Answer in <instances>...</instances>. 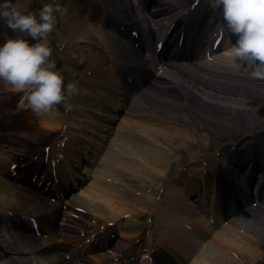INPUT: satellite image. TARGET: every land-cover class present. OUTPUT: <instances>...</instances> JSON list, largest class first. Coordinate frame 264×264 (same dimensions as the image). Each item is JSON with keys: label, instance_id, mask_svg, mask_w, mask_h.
<instances>
[{"label": "bare ground", "instance_id": "obj_1", "mask_svg": "<svg viewBox=\"0 0 264 264\" xmlns=\"http://www.w3.org/2000/svg\"><path fill=\"white\" fill-rule=\"evenodd\" d=\"M81 1L85 3L84 6L81 5ZM11 2L22 3L27 8L29 5H35L34 0ZM56 2L62 4L63 13L57 14L56 27L48 36L49 46L58 41L56 36L62 38L57 49L58 53L63 54L61 59L65 58L64 51L68 50L65 53H69V50H72L78 57L69 56L65 58L66 62L67 59L73 64L85 61L90 67L88 71L80 74L68 73L72 78L71 82L80 75L76 83L79 94L71 97L70 106L65 113L56 106L54 112L38 116L41 121L40 130L44 132L39 131L36 125L29 126L25 123H17L20 127H16L17 121L5 122L3 128L1 127L0 212L14 210L23 212L25 216L41 218H45L49 213L47 210L49 203L45 199L36 195L29 186L13 184L5 175L9 162L14 161L15 164L16 159L26 158V154L16 152L15 142L22 148L18 152H25L26 146L28 152L30 150L35 152L38 149L34 147L40 144L43 138L52 134L49 131L62 130L68 132L67 141H64L68 149L72 142H75V139L78 142L77 138L82 135H85V139L95 142L91 133L99 136L106 127L108 118L104 117L114 118L113 114L101 112L102 107H107L104 105L106 101L102 102L104 92L101 89L104 86L116 87L113 73L115 68L121 63L129 68L125 62L133 63L139 60L140 56V52L129 45L127 39L116 40L106 29L108 27L119 29L128 23L115 18L116 16L132 20L133 23L128 24L138 29L141 23L151 24L152 18L169 16L173 12L179 13L187 3L189 7H195L193 14L197 16L196 20L212 19L214 14L221 13L220 10H213L208 5V0H154L157 10L148 13L135 6L136 0L94 2L56 0ZM33 12L38 13L35 9ZM99 17L101 21H98ZM2 23L6 22L0 19L2 41L3 30L11 38L18 35L8 28L7 24ZM28 39L30 43H35L31 38ZM231 59L229 56L220 57L217 63L204 67L179 65L174 64L175 62L165 64L166 66L152 63V67L141 81V96L136 99L130 98L123 106L122 111H126L130 118H124L123 128L114 133L116 136L113 137L111 145L108 146V143L114 129L110 130L107 145L98 150L95 160L99 158V161L96 163L97 169L94 170L97 179L89 188L82 191L81 195L70 196L66 211L61 212L52 205L50 214L53 217L50 225L53 228L49 239L41 240L25 225L13 224L11 226L13 235L7 250L11 253H20L22 257L15 259L10 256L4 259L3 264H36L43 260L48 264H62L61 259L50 258L51 252H56L55 245L58 247L72 235L77 237L72 240V246L81 244L83 240L80 238L84 231L115 226L121 232L113 243L115 248L110 254L105 252L87 257V264H126L132 249L131 243L138 238L139 243L148 244L147 254H151L158 248L154 245L160 234L162 251L159 249V252L162 256L159 260L154 256L155 260L159 261L158 263L156 260L158 264H166L167 259L173 256L176 257L175 264H248V262L264 264V204L257 206L252 213L243 208L242 222L237 223L236 219L218 236L212 237L207 230V220L202 219L198 211L191 210V213L187 214L185 210L188 205L191 208L195 207V203L188 197L199 189L198 182L186 173L187 171L193 172L192 170L202 165L201 169L205 170L204 180L201 181L202 186L197 192L202 198H211L213 201L212 197L215 199V192L218 190L216 184L221 195L225 193L233 179L229 175L231 166L239 170L244 167L245 170V167L251 164L253 170L252 163L255 161L252 159L260 154L259 148L264 142V80L251 78L250 68H236L230 63ZM108 62L111 63L109 69ZM78 65H72V68L80 71ZM91 74L95 76L92 78ZM5 89L9 94H21L0 81V94H3ZM112 100L114 99H111L110 104ZM115 102L114 100L112 105L119 111L122 105L119 101L118 105ZM155 106L158 109L164 106L166 112H172V115L159 118ZM177 115L183 117V120H179ZM25 127L29 132L25 131ZM213 130L220 136L223 130L238 134L245 130L250 141H242L240 149L230 151L232 144L229 142L241 143L240 137L230 139L227 146L215 144L216 142L210 140L211 134H214ZM201 132L208 135H202ZM208 142L210 148L213 145L211 150L215 151L216 156L206 158L204 152L208 151L209 147L203 143ZM164 145L169 147L170 152L163 151ZM85 147V152L81 154H87L89 157V146ZM118 147L124 148L125 151L122 153ZM55 149L56 147H50L56 155ZM70 151L73 158L74 152ZM63 157L64 162L71 161L68 154H64ZM86 159L88 158L80 155L76 157V161L80 162ZM99 162L101 165L98 167ZM204 162L206 165L202 164ZM171 166L176 169L172 181L179 179L176 184L171 182L163 188ZM178 168L185 173H180ZM85 171L87 170H83L84 173ZM149 175H154L153 179H150ZM203 183H210V186ZM159 191L163 192L161 203L155 200ZM219 199V204L228 202V197L226 200ZM146 211L149 212L148 223L153 222L156 227V230L148 231L150 233L148 241L145 240V231L138 227L137 221L134 222V218L138 219L139 215H143L140 219H144ZM55 219L63 223L62 227H57ZM186 223L196 232L185 228ZM4 225V220L0 218V228H4ZM56 227L61 229L59 232L62 231L66 239L60 237L59 232L53 233ZM32 254H35V258L28 259L27 257Z\"/></svg>", "mask_w": 264, "mask_h": 264}, {"label": "clouds", "instance_id": "obj_2", "mask_svg": "<svg viewBox=\"0 0 264 264\" xmlns=\"http://www.w3.org/2000/svg\"><path fill=\"white\" fill-rule=\"evenodd\" d=\"M208 4L222 13L220 32L236 37L235 43L228 40L230 63L250 68L251 78L264 80V0H208ZM58 13L63 9L56 0L38 13L11 0L0 4V19L18 34L0 45V81L23 93L19 107L27 106L38 116L54 112L57 105H67L69 97L79 94L75 82L65 86L63 74L50 59L48 36L56 27Z\"/></svg>", "mask_w": 264, "mask_h": 264}, {"label": "rangeland", "instance_id": "obj_3", "mask_svg": "<svg viewBox=\"0 0 264 264\" xmlns=\"http://www.w3.org/2000/svg\"><path fill=\"white\" fill-rule=\"evenodd\" d=\"M69 1V0H68ZM0 2H1V0H0ZM52 2V0H34V6L33 5H29V7L27 8L28 9V11H32L33 12V10L35 9L36 11H38L39 9H41L42 7H43V5H45V4H47V3H51ZM57 3V2H56ZM1 4V3H0ZM59 5L60 6H62V4L61 3H59ZM81 5L82 6H84L85 5V3L84 2H82L81 1ZM64 6V5H63ZM34 8V9H33ZM1 36H0V41H1ZM56 38H57V40L58 41H56V42H54V44L57 46V45H60L59 44V42H60V40H62V38H60V37H57L56 36ZM58 47V46H57ZM71 49V48H70ZM66 51H68V50H66ZM66 51H64V57L65 58H69V56H73L74 58L75 57H78L77 56V54L75 53V52H72V50H69V53H65ZM52 55L53 56H51V59L52 58H55L53 61L55 62V64L57 63V62H59L60 61V68H59V71L61 72H64L65 70H66V68L68 69V71H70V73H73V74H78V72H79V70H74L73 68H72V65H75V64H79L78 65V67L81 69V68H83V67H85L86 66V64H85V61L84 62H81V63H75V64H73L72 62H71V60L70 59H67V62H66V59L64 58L63 60L62 59H60V56H61V58L63 57V54H61V53H59L58 54V52H57V50L56 49H53L52 50ZM68 71H66L67 73H68ZM81 71V70H80ZM68 75V74H67ZM65 76V78H64V84H65V86L68 84V80L69 79H71V78H69L68 76ZM156 108H157V106H155ZM163 107V108H162ZM161 107V109H158V112H159V114H157V115H159V118H163L164 116H169V115H172L171 113L172 112H166V109L164 108V106H162ZM2 112V111H1ZM217 115V114H216ZM177 117H178V119L179 120H183V117H181V116H178L177 115ZM19 118H18V116H16V115H13V121L15 122V121H19V122H21L20 120H18ZM252 122H257V121H252ZM8 123H12V121L11 122H8ZM40 123V121H37V122H35L34 123V125L35 124H39ZM8 125H6L5 127H7ZM15 126L16 127H18L19 125H17V124H15ZM13 127H14V123H13V126H12V129H13ZM118 129H120L121 128V124L119 125L118 124ZM10 129H11V127H10ZM221 129H222V127H221ZM224 132H223V134H222V136H220L219 135V133H214V132H217L216 130H213V133L214 134H211L212 135V137H211V139L210 140H212L213 142H216L215 144H223V143H225V142H228L230 139H236V138H238V137H240L239 138V140L240 139H242L243 137H245V136H247V134L248 133H246V131L244 130L243 132H242V130H240L242 133H233L232 131H229L228 130V132H226V130H223ZM1 134V133H0ZM201 134L202 135H205V136H207L206 134H204L203 132H201ZM236 134V135H235ZM245 141H247V140H245ZM118 143L119 142H117V144L116 145H118ZM210 142H208V143H203L204 145H207V147H209V150L208 151H206V152H204L205 153V155H206V157H208V156H211V152H212V148H213V145H212V147L210 148V144H209ZM165 144V143H164ZM14 145H17L16 146V148H17V150H20V149H22L20 146H19V144H17L16 142L14 143ZM115 145V146H116ZM27 147V146H26ZM163 147V151H168V152H170V149H169V147L168 146H166V145H164V146H162ZM118 150H122L121 152L123 153L124 151H125V149L123 148H121V147H118L117 148ZM198 151V150H197ZM183 154V153H182ZM119 157H120V155H119ZM149 165H150V162H149ZM171 167H173V166H171ZM150 176V179H153V176L154 175H149ZM148 176V177H149ZM118 192H121V191H119V190H117ZM162 195H159L158 196V200H159V202L161 203L162 202ZM188 208V209H187ZM185 210H187L186 212H187V214H189V213H191V210H192V208L191 207H189V206H187L186 207V209ZM0 215L5 219L4 220V222H5V225H4V228H0V253H1V251H3L4 252V259H7V258H9L10 256H13V257H15V259H19V258H21L18 254H16V253H12L11 254V252L9 251V250H6V246H5V244L6 245H8V243H9V241H11V238H12V235H13V232H12V229H11V223L13 222V220L14 221H17V219L16 218H11L10 217V215H8V214H5L4 212H0ZM138 218H140V217H138ZM134 220L136 221L137 220V218H134ZM142 223H143V226H145L147 223H146V220H143V221H141ZM240 223V222H239ZM151 227H153V223H151ZM228 228V227H227ZM154 229H156V227H154ZM223 230V229H222ZM219 232V233H218ZM217 233H214V234H212V236H218V234H220V232H222V231H218ZM211 236V237H212ZM108 252H110V250L108 251ZM130 255H132L131 256V259L132 260H135L134 262H135V264H142V262H141V255L139 254H137V252H135V251H133V253H131ZM133 255H135V256H133ZM27 256V255H26ZM58 255H57V253L56 252H52L51 253V255H50V258H52V257H57ZM30 257H34L35 258V256L34 255H30V256H28L27 258L28 259H30ZM135 257V258H134ZM4 259H2V260H0V264H3V263H5V261H4ZM30 261V260H29ZM248 263H250V262H248ZM36 264H48V262L47 261H45V260H43V261H41V262H36Z\"/></svg>", "mask_w": 264, "mask_h": 264}]
</instances>
